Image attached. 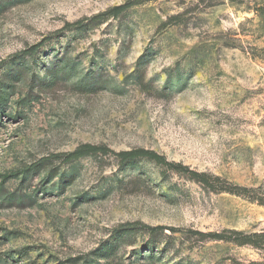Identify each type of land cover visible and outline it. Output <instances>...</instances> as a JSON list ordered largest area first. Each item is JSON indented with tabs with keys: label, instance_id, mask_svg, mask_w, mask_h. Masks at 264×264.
Returning a JSON list of instances; mask_svg holds the SVG:
<instances>
[{
	"label": "rangeland",
	"instance_id": "374dc122",
	"mask_svg": "<svg viewBox=\"0 0 264 264\" xmlns=\"http://www.w3.org/2000/svg\"><path fill=\"white\" fill-rule=\"evenodd\" d=\"M0 88V264L264 262V0H0Z\"/></svg>",
	"mask_w": 264,
	"mask_h": 264
},
{
	"label": "trees",
	"instance_id": "16d2710c",
	"mask_svg": "<svg viewBox=\"0 0 264 264\" xmlns=\"http://www.w3.org/2000/svg\"><path fill=\"white\" fill-rule=\"evenodd\" d=\"M232 1L244 2L245 0H232ZM184 14L185 13H180L176 16V18H179L180 16H184ZM141 63H143V59L140 60V65H142ZM66 70H67V64H64V65L54 64V66H51L49 72H47L48 80L46 82V85L47 86H50L52 84L55 85L59 81H65L66 78H64L63 75L66 72ZM100 83H101V79L99 77L97 76L89 77L88 76L84 78L83 80L74 82V86L78 88L86 89L89 91H97L100 88ZM114 85H118V84H114ZM4 99H6L5 92L2 88H0V105L2 104ZM99 149H102V148L97 147V146L84 145L78 148L74 154L77 156H81L91 151H97ZM118 155L122 158L123 161H128V162L135 161L139 157H146L151 160H155L158 163H163V164L168 163L165 157L162 156L161 154L155 151H151V150H147L143 148L133 149L131 151H124ZM169 165L172 166L171 164ZM174 167H178V166H174ZM20 173H21L20 171H11V172L4 173L1 175L2 180L0 182V196H1V193L4 191L3 184L7 182L9 179L17 177ZM196 175H198L199 177H202L200 179L204 181L205 183H209L208 179L205 178L207 177L205 174H200V175L196 174ZM236 191L245 193L249 199L256 201L260 204H264V183L257 188L236 187ZM5 199L11 204H18V205H24V200H25L23 195L17 196L16 194H11ZM151 229L153 230L154 228H151ZM157 229H162V228H157ZM231 235L233 237L229 236V239L232 238L238 244L251 245L264 252V230L260 232L233 231ZM215 236L221 239H224V238L227 239V237L220 235V234H215ZM149 248H150V244H146V250L147 249L149 250ZM151 253H154V252H151ZM260 264H264V262Z\"/></svg>",
	"mask_w": 264,
	"mask_h": 264
}]
</instances>
